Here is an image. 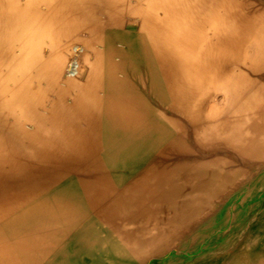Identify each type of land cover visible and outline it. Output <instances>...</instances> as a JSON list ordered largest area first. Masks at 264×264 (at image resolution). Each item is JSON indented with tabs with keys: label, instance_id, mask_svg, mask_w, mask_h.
Wrapping results in <instances>:
<instances>
[{
	"label": "bare ground",
	"instance_id": "obj_1",
	"mask_svg": "<svg viewBox=\"0 0 264 264\" xmlns=\"http://www.w3.org/2000/svg\"><path fill=\"white\" fill-rule=\"evenodd\" d=\"M263 195L264 0H0V264L177 263Z\"/></svg>",
	"mask_w": 264,
	"mask_h": 264
},
{
	"label": "rangeland",
	"instance_id": "obj_2",
	"mask_svg": "<svg viewBox=\"0 0 264 264\" xmlns=\"http://www.w3.org/2000/svg\"><path fill=\"white\" fill-rule=\"evenodd\" d=\"M263 203H264V195L259 199L258 207H257L256 211L254 213H252L253 215H251L247 220L243 221L236 229H232L231 225H227L225 230L223 229L220 232L221 234L227 233L226 236H223V238L219 239L218 234L212 235L214 242L212 244H209V245H204V250H202V251L196 250L195 253H193L192 255H187L185 253L184 254H177L178 259L180 257L181 258L179 259V261L177 263H172V264H204V263L205 264H231L235 255L237 256V252H239L241 249H243V247L246 245L251 231L256 229V228L262 229L263 225L262 224L257 225V224L261 220H264V205H263ZM253 220L257 221V223H256L257 226H254L255 225L254 224L251 226L254 228L250 229V224L253 222ZM233 233L236 234L237 236L234 235ZM204 254H206V255L204 256ZM185 256H188V257H185ZM197 256H198V258H197ZM141 264H161V262H159V260H156V259H151V260L145 261L144 263H141Z\"/></svg>",
	"mask_w": 264,
	"mask_h": 264
}]
</instances>
